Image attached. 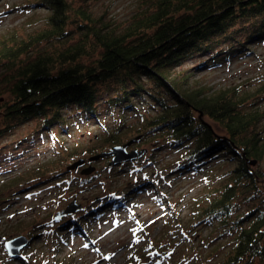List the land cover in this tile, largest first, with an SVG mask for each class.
I'll list each match as a JSON object with an SVG mask.
<instances>
[{
  "label": "trees",
  "instance_id": "trees-1",
  "mask_svg": "<svg viewBox=\"0 0 264 264\" xmlns=\"http://www.w3.org/2000/svg\"><path fill=\"white\" fill-rule=\"evenodd\" d=\"M36 1L49 11L43 28L12 38L11 45L5 38L0 42V67L10 73L13 65L10 98L0 103L10 122L4 130L38 118L41 126L57 124L64 131V110L72 106L97 121L118 110L120 125L108 129L100 123L104 134L67 150L65 160L91 158L139 139L132 146L162 143L183 151L176 172L197 170L219 156L235 162L227 184L208 196L194 222L218 223L234 233L222 264H264V210L235 217L234 209L239 198L264 197V173L252 165H264V133L254 129L263 126L264 112L251 109L249 95L239 88L210 95L191 90L189 73H175L195 57H209L199 62L200 71L250 53L249 45L264 41V0H147L127 29L93 16L91 0ZM93 55L89 64L81 62ZM260 80L264 93V70ZM145 102L152 114L140 110ZM127 111L136 114L135 123H124Z\"/></svg>",
  "mask_w": 264,
  "mask_h": 264
},
{
  "label": "rangeland",
  "instance_id": "rangeland-1",
  "mask_svg": "<svg viewBox=\"0 0 264 264\" xmlns=\"http://www.w3.org/2000/svg\"><path fill=\"white\" fill-rule=\"evenodd\" d=\"M147 2L91 0L88 9L115 28L127 29L132 17L145 9ZM80 3L76 0V5ZM48 14L36 0H0V42L5 38L11 45L14 37L27 38L43 28ZM249 46L250 53L200 71L199 62L209 57H195L175 73H189L191 90L210 95L239 88L241 94L249 95L251 109L264 112V93L259 92L263 86L260 76L264 70V41ZM94 58L96 55L81 62L89 64ZM9 68L10 73L0 67V103L10 98L7 82L13 65ZM106 98V94L101 97L100 113L104 112ZM138 106L144 114L153 113L146 102ZM64 113L68 120L64 131L57 124L49 125V129L41 126L38 118L5 131L10 122L0 111V264L225 261L233 248L234 233L220 228L218 223L197 224L194 220L196 211L208 204V196L227 184L235 162L219 156L200 169L176 172L175 163L183 151L162 143L132 146L130 150L147 152L138 160L114 167L110 166V158L91 162L85 155L65 160L67 150L93 144L104 134L100 123L108 129L120 125V112L102 114V121L81 117L74 106L65 108ZM123 116L128 125L137 120L132 111ZM254 129L264 133V123ZM79 159L86 160V164L69 170ZM256 164L253 168L264 173V165ZM90 168L95 170L83 174ZM56 170L61 172L51 174ZM72 204L80 209L58 219V214ZM234 209L235 217L250 209L264 210V197L239 198ZM19 237L33 239L28 240L18 257L12 258L4 244Z\"/></svg>",
  "mask_w": 264,
  "mask_h": 264
},
{
  "label": "water",
  "instance_id": "water-1",
  "mask_svg": "<svg viewBox=\"0 0 264 264\" xmlns=\"http://www.w3.org/2000/svg\"><path fill=\"white\" fill-rule=\"evenodd\" d=\"M138 139L132 140L131 142L117 146L115 148H112L109 152L102 153L100 155L94 156L89 158L91 162H96L102 158H112L113 161L110 164L111 166H117L124 162H130L135 161L140 158H142L147 150H133L130 151L129 149L132 147V145L137 141ZM86 164V160L79 159L73 166H70L69 170H75L78 169V167H83ZM256 162H252V165H255ZM95 170V168H90L83 171V174H90ZM80 208L76 206V204H72L66 211L61 212L58 214V219L64 215H70L74 212L78 211ZM20 242V243H19ZM28 241L25 238L19 237L16 239H12L5 242V247L8 252V254L11 257H18L21 250L27 245Z\"/></svg>",
  "mask_w": 264,
  "mask_h": 264
},
{
  "label": "snow or ice",
  "instance_id": "snow-or-ice-1",
  "mask_svg": "<svg viewBox=\"0 0 264 264\" xmlns=\"http://www.w3.org/2000/svg\"><path fill=\"white\" fill-rule=\"evenodd\" d=\"M85 247H87V245H85ZM105 259H108V257H104Z\"/></svg>",
  "mask_w": 264,
  "mask_h": 264
}]
</instances>
